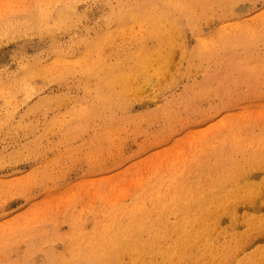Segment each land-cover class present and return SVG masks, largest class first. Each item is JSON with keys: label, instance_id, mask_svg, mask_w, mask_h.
Wrapping results in <instances>:
<instances>
[{"label": "rangeland", "instance_id": "374dc122", "mask_svg": "<svg viewBox=\"0 0 264 264\" xmlns=\"http://www.w3.org/2000/svg\"><path fill=\"white\" fill-rule=\"evenodd\" d=\"M31 1L0 0V16L10 14L9 18H12L11 22L2 20L0 24L3 25L0 26V264H72L73 260V264H111L110 260L102 259L99 255L102 245H99L100 240L97 239L100 234L105 239L113 240L114 248L121 251L119 260L128 264L133 255L132 249L127 246V240L144 242L147 238V225H144L142 218L146 214L155 217L161 210L160 199H163V203L169 200L171 193L165 191V188L170 181H177L176 174L183 171L189 176L191 173L188 168H193L195 161L202 168L212 165L210 156L213 153L210 150L216 142L205 137L206 130L208 134L216 130L220 121L224 118L228 120V117L238 118L240 126L249 121L264 124V60L259 61L257 67L255 61L251 60V67L254 69L251 73H237L229 71L241 66L240 61L223 62L216 56L229 45L235 46L231 50H238L241 54L239 50L250 48V57L257 53L264 56V0H51L47 5L44 0ZM125 6L127 7L124 8ZM31 7L32 10H52L55 17L47 22L31 19L21 20L16 24L13 21L15 17L9 12H16L18 16L32 12ZM149 17L153 18L152 21ZM249 27L251 30L247 29ZM246 29L251 32L245 33ZM135 35L138 37L134 38ZM185 41L183 50L181 45L184 46ZM204 41L213 46L211 57L203 60L191 56L194 49L203 47L200 43L204 44ZM160 55H168L171 59L161 62ZM45 59L51 60L46 64ZM142 60L146 63L140 67ZM154 62L156 66H153ZM158 65L159 70L156 68ZM161 68H164L162 72ZM215 73L219 74V79L207 82V75ZM126 81L128 86L125 89ZM146 84H149V88ZM195 96L199 99L195 100ZM83 102H87L89 107ZM249 107L252 108L249 110ZM215 108L220 111L208 119L205 114H213ZM238 109L240 114L244 113L243 119V115L238 112L235 114ZM252 110L254 113L260 112V116ZM80 120L86 123L82 124ZM216 123L218 124L214 126ZM212 126L214 127L211 129ZM260 126L261 124L248 131L250 135H247L250 138L248 146L255 149L252 151L256 157L260 156L257 152L264 153V125L259 128ZM201 133L205 134L200 135ZM164 135L168 137L161 142ZM192 136L193 140L197 137L193 143L189 139ZM197 142L199 149L195 146ZM200 149L204 151H199ZM195 151V154L199 153L196 156ZM234 151L230 152L232 159ZM181 154L183 160L180 158ZM235 154L239 158V153ZM171 155L175 158L179 156L177 159L181 162H177L174 157L171 162ZM181 164L186 166L182 167ZM173 168L178 173L175 174ZM166 171H172L175 176ZM254 174L259 178L264 175V168ZM158 175L160 179L157 184ZM202 179L205 181V178ZM160 188H163L161 194L158 192ZM182 189L179 188V191ZM162 196H166L165 199ZM157 208L159 209L156 210ZM239 209V213L248 210L247 205L239 206ZM262 211L264 212V206ZM164 217L168 222L175 220V214L171 210ZM243 227L239 221L236 232ZM220 240L222 235L216 232L213 245L216 247ZM202 246L199 244L198 248L201 249ZM188 262L191 263V260L183 257L177 258L174 264ZM228 263L234 264L233 261L225 264Z\"/></svg>", "mask_w": 264, "mask_h": 264}, {"label": "bare ground", "instance_id": "6f19581e", "mask_svg": "<svg viewBox=\"0 0 264 264\" xmlns=\"http://www.w3.org/2000/svg\"><path fill=\"white\" fill-rule=\"evenodd\" d=\"M33 1V0H32ZM31 1V2H32ZM38 1V0H37ZM45 4L47 5L48 3H51V0H44ZM100 1V0H99ZM107 1V0H106ZM105 1V2H106ZM133 1V0H132ZM131 1V2H132ZM171 1V0H170ZM177 1V0H176ZM175 1V3H176ZM239 1V0H236ZM39 2V1H38ZM58 1H56L57 3ZM73 2V1H72ZM159 2V1H156ZM155 2V3H156ZM168 2V1H167ZM241 2V1H239ZM36 3V2H35ZM43 3V2H42ZM53 3V2H52ZM129 3V2H128ZM147 3V2H146ZM145 3V4H146ZM154 3V4H155ZM179 3V2H178ZM41 4V3H40ZM44 4V5H45ZM112 4V3H111ZM135 4V3H134ZM186 4V3H185ZM201 4V2H200ZM213 4V3H212ZM235 4V3H234ZM24 5V4H23ZM31 5V3H30ZM50 5V4H49ZM57 5V4H56ZM74 4H72L73 6ZM94 5V3H93ZM114 5V4H112ZM121 5V4H120ZM132 5V3H131ZM148 5V4H147ZM166 5V4H165ZM164 5V6H165ZM174 5V3H173ZM178 5V4H177ZM190 5V4H189ZM231 5V4H229ZM32 6V5H31ZM53 6V5H50ZM63 6V5H62ZM66 6V5H64ZM70 6V5H69ZM68 6V8H69ZM130 6V5H129ZM154 6V5H153ZM29 7V6H28ZM56 7V6H55ZM95 7V6H94ZM127 6H125L124 8H126ZM131 7V6H130ZM148 7V6H147ZM235 7V6H234ZM64 8V7H63ZM67 8V9H68ZM146 8V7H145ZM179 8V7H178ZM237 8V6H236ZM60 9V8H59ZM65 9V8H64ZM151 9V8H150ZM235 9V8H234ZM233 9V10H234ZM32 10V7L31 9ZM43 10V11H42ZM39 10V9H33L32 12H25L22 13L21 15L18 14V16H16V12L13 13L12 11L9 13H12V16L15 17L13 21L16 22V24H18L21 20H31L33 19L34 21H38V22H47L50 21V19H53L55 17V15L53 14L54 11H50V10ZM74 10V9H72ZM71 10V11H72ZM129 10V9H128ZM134 10V9H133ZM132 10V11H133ZM142 10V9H140ZM160 10V9H159ZM164 10V9H162ZM229 10V9H228ZM65 11V10H64ZM138 11V10H137ZM144 11V10H143ZM175 11V10H174ZM66 12V11H65ZM74 11H72L73 13ZM116 12V11H115ZM135 13V10L133 11ZM146 12V11H145ZM143 12V13H145ZM225 12V10H224ZM238 12V11H236ZM8 13V14H9ZM56 13V12H55ZM78 13V12H77ZM123 13V12H122ZM158 13V12H157ZM200 13V12H199ZM235 13V12H234ZM64 14V13H63ZM128 14V12H127ZM126 14V15H127ZM136 14V13H135ZM150 14V13H147ZM160 14V13H159ZM164 14V13H163ZM167 14V13H166ZM176 14V13H175ZM180 14V13H179ZM206 14V13H205ZM219 14V13H218ZM236 14V13H235ZM10 15V14H9ZM9 15H4L3 17L0 16V24L2 22V20L11 22L12 18H9ZM73 14H71L72 16ZM78 15V14H77ZM111 15V14H110ZM125 15V14H124ZM129 15V14H128ZM131 15V14H130ZM153 15V14H152ZM158 15V14H157ZM156 15V16H157ZM162 15V14H160ZM178 15V12H177ZM212 15V14H211ZM214 15V14H213ZM220 15V14H219ZM237 15V14H236ZM146 16V15H145ZM151 16V15H149ZM164 16V15H163ZM169 16V15H168ZM181 16V15H178ZM183 16V15H182ZM66 17V16H65ZM63 17V18H65ZM75 17V16H73ZM79 17V16H78ZM84 17V16H83ZM86 17V15H85ZM85 17L83 19H85ZM115 17V14H114ZM120 17V16H119ZM123 17V16H122ZM121 17V18H122ZM140 17V16H139ZM212 17V16H211ZM117 17H115V20ZM124 18V17H123ZM136 18H137V14H136ZM150 18V17H149ZM158 18V17H157ZM167 18V16L165 17V19ZM174 18H178V17H174ZM173 18V19H174ZM190 18V17H189ZM66 19V18H65ZM77 19V18H76ZM75 19V21H76ZM82 19V18H81ZM81 19H79L81 21ZM113 19V18H112ZM130 19V18H129ZM141 19V18H138ZM144 19V18H143ZM153 18H150V20ZM70 20V19H69ZM74 20V19H73ZM119 20V18H118ZM176 20V19H175ZM174 20V21H175ZM207 20V19H206ZM128 21V20H127ZM140 21V20H139ZM145 21V20H144ZM148 21V20H147ZM146 21V22H147ZM152 21V20H151ZM209 21V20H208ZM7 22V23H8ZM31 22V21H30ZM68 22V19H67ZM77 22V21H76ZM118 22V21H117ZM116 22V23H117ZM142 22V21H141ZM160 22V20H159ZM165 22V21H164ZM168 22V20H167ZM172 22V21H171ZM179 22V20H178ZM202 22V21H201ZM27 23V22H26ZM69 23V22H68ZM72 23V22H71ZM74 23V22H73ZM111 23V22H110ZM145 23V22H144ZM143 23V24H144ZM149 23V21L147 22ZM162 24V22H160ZM176 23V22H175ZM181 23V22H180ZM186 23V22H185ZM198 23V22H197ZM196 23V24H197ZM24 24V23H23ZM39 24V23H38ZM37 24V25H38ZM70 24V23H69ZM106 24V23H105ZM115 24V23H113ZM120 24V23H119ZM165 24V23H164ZM179 24V23H178ZM177 24V25H178ZM10 25V24H9ZM12 25V24H11ZM43 25V24H42ZM64 25V24H63ZM67 25V24H66ZM163 25V24H162ZM166 25V24H165ZM163 25V26H165ZM172 25V23H171ZM185 25V24H184ZM189 25V23L187 24ZM1 26V25H0ZM74 26V24H73ZM147 26V24H146ZM168 26V25H167ZM173 26V25H172ZM182 26V25H181ZM193 26V25H192ZM200 26V25H199ZM197 26V27H199ZM221 26V24H220ZM227 26V25H226ZM3 27V25L1 26ZM11 27V26H10ZM32 27V26H31ZM62 27V26H60ZM154 27V26H153ZM166 27V26H165ZM171 27V26H170ZM190 27V26H189ZM237 27V26H236ZM252 27V26H251ZM71 28V27H70ZM96 28V27H95ZM105 28V27H104ZM169 28V27H168ZM172 28V27H171ZM182 28V27H181ZM191 28V27H190ZM195 28V27H193ZM200 28V27H199ZM221 28V27H220ZM227 28V27H226ZM233 28V27H232ZM229 28V29H232ZM18 29V27H17ZM76 29V28H75ZM93 29V28H92ZM143 29V28H142ZM166 29V28H165ZM183 29V28H182ZM186 29V28H185ZM197 29V28H196ZM202 29V28H201ZM199 29V30H201ZM237 29V28H236ZM247 29H250L247 28ZM246 29L245 33L251 32L248 31ZM5 30V28H4ZM1 29V31H4ZM42 30V29H41ZM49 30V28H48ZM100 30V29H99ZM145 30V29H144ZM147 30V29H146ZM152 30V29H150ZM154 30V29H153ZM174 30V28H173ZM172 30V31H173ZM177 30V28H176ZM175 30V32H176ZM180 30V29H179ZM203 30V29H202ZM251 30V29H250ZM253 30V29H252ZM10 31V30H9ZM13 31V30H12ZM27 31V29H26ZM28 31H30V29L28 28ZM32 31V30H31ZM34 31V30H33ZM46 31V30H45ZM65 31V30H64ZM132 31V30H131ZM143 31V30H142ZM141 31V33H142ZM156 31V30H155ZM159 31V30H158ZM161 31V30H160ZM168 31V29H167ZM182 31V30H180ZM198 31V30H196ZM220 31V30H217ZM5 32V31H4ZM15 32V31H13ZM12 32V33H13ZM25 33V31H23ZM66 32V31H65ZM68 32V31H67ZM89 32V31H88ZM140 32V31H139ZM185 32V31H184ZM195 32V31H192ZM230 32V31H229ZM70 33V32H69ZM92 33V32H91ZM96 33V32H95ZM130 33V31H129ZM144 33V32H143ZM146 33V32H145ZM158 33V32H157ZM174 33V32H173ZM180 33V32H178ZM183 33V32H181ZM214 33V32H213ZM224 33V32H222ZM231 33V32H230ZM1 34V33H0ZM4 34V33H3ZM16 37H17V31L15 33ZM46 34V33H45ZM61 34V33H60ZM88 34V33H87ZM98 34V33H97ZM134 34V33H132ZM137 34V33H136ZM153 34V33H152ZM159 34V33H158ZM161 34V32H160ZM216 34H220L219 32H216ZM14 35V34H13ZM57 35V34H56ZM91 35V34H90ZM103 35V34H102ZM140 35V33H139ZM146 35V34H144ZM164 35V33H163ZM172 35V34H171ZM194 35V34H193ZM247 35V34H246ZM5 36V34H4ZM11 36V34L9 35ZM8 36V37H9ZM21 36V35H20ZM39 36V35H38ZM46 36V35H45ZM50 36V35H49ZM85 36L86 33H85ZM97 36V35H96ZM133 36V35H131ZM149 36V35H148ZM162 36V35H160ZM165 36V35H164ZM185 36V35H184ZM198 36V35H197ZM207 36V35H206ZM213 36V35H212ZM41 37V36H40ZM47 37V36H46ZM79 37V36H78ZM84 37V36H83ZM130 37V36H129ZM138 37L137 35H135L134 38ZM141 37V36H140ZM145 37V36H144ZM167 37V36H166ZM165 37V38H166ZM181 37V35H180ZM217 37H220L219 35H217ZM1 38V37H0ZM11 38V37H10ZM74 38V37H73ZM82 38V36L80 37ZM85 38V37H84ZM92 38V37H91ZM133 38V37H132ZM158 38V37H157ZM160 38V37H159ZM170 38V37H169ZM8 39V38H7ZM46 39V38H45ZM76 39V38H75ZM93 39V38H92ZM99 39V38H97ZM138 39V38H137ZM171 39V38H170ZM175 39V38H172ZM74 40V39H73ZM101 40V39H99ZM104 40V39H102ZM135 40V39H133ZM202 40V39H201ZM24 41V40H23ZM49 41V40H48ZM78 41V40H77ZM172 41V40H170ZM181 41V39L179 40ZM184 41V40H183ZM200 41V39H199ZM26 42V41H25ZM54 42V41H52ZM60 42V41H59ZM58 42V43H59ZM81 42V41H80ZM92 42V41H91ZM103 42V41H102ZM164 42V41H162ZM186 42L185 41V45H181L183 47L186 46ZM205 42V41H204ZM78 43V42H77ZM93 43V42H92ZM90 43V44H92ZM101 43V42H99ZM106 43V42H105ZM112 41L109 43L111 44ZM173 43V42H172ZM179 43V42H178ZM191 43V42H190ZM68 44V43H67ZM95 44V41H94ZM107 44V43H106ZM114 44V43H113ZM165 44L166 41H165ZM180 44V43H179ZM81 45V44H80ZM93 45V44H92ZM100 45V44H99ZM103 45V44H102ZM199 45V44H198ZM203 47H199L196 50L194 49V51L190 54L191 56H193L194 58L197 59H208L211 56V53L213 52V46L211 43H204L201 44L200 46ZM65 46V45H64ZM67 46V45H66ZM89 46V45H88ZM91 46V45H90ZM163 46V45H162ZM176 46V45H175ZM241 46V45H239ZM239 46L237 48H239ZM78 47V45L76 46ZM102 47V46H101ZM100 47V48H101ZM112 47V46H111ZM143 47V46H142ZM151 47V46H150ZM167 47V46H166ZM178 47V46H176ZM33 48V47H31ZM99 48V49H100ZM146 48V46H145ZM165 48V47H164ZM174 48V47H173ZM232 48H235V46L233 45H229L224 51L217 53L216 56H219V60L220 61H229V60H238L240 61V65L239 67H234L231 68L229 72H245V73H251L254 69H252L251 67V60L255 61L256 63V67H257V63L259 61H263L264 60V56H261L263 54L261 53H257L254 57H250L251 54L249 52L250 48L248 49H242L239 50L241 53L237 52L238 50H231ZM96 49V48H95ZM109 48H107L108 50ZM113 49V48H112ZM180 49V48H179ZM63 50V49H61ZM77 50V49H76ZM147 50V49H146ZM178 50V48H177ZM182 49H180L181 51ZM182 50V51H183ZM57 51V50H56ZM60 51V50H59ZM58 51V53H59ZM70 51V50H69ZM95 51V50H94ZM101 51V50H100ZM165 51V50H164ZM179 51V50H178ZM186 51V50H185ZM188 51V49H187ZM74 52V51H73ZM147 52V51H146ZM177 52V51H176ZM47 53V52H46ZM50 53V52H49ZM48 53V54H49ZM84 53V52H83ZM87 54V52H85ZM84 53V54H85ZM98 53V52H97ZM114 53V52H113ZM149 53V51H148ZM146 53V54H148ZM155 53V52H153ZM57 55V53H55ZM95 54V53H94ZM101 54V53H100ZM103 54V53H102ZM179 54H182V52H180ZM46 55V54H45ZM52 55V54H51ZM62 55V53H61ZM60 55V58H62V56ZM150 55V54H149ZM148 55V56H149ZM173 55V54H172ZM55 56V55H53ZM59 56V55H57ZM75 56V55H74ZM94 56V55H93ZM99 56V54H98ZM113 56V55H112ZM177 56V55H176ZM183 56V55H182ZM42 57V56H41ZM56 57V56H55ZM54 57V58H55ZM66 56H64L65 58ZM71 57V56H70ZM90 57V56H89ZM156 57V56H155ZM161 57V62H165L166 60L171 59L170 56H165V55H160ZM181 57V56H180ZM184 57V56H183ZM38 58V57H37ZM50 58V57H49ZM52 58V57H51ZM59 58V59H60ZM176 58V57H175ZM30 59V58H29ZM33 59V58H32ZM40 59V58H38ZM43 59V58H42ZM67 59V58H66ZM69 59V58H68ZM71 59V58H70ZM100 59V58H99ZM173 61H175L174 57L172 58ZM179 59V58H178ZM183 59V58H182ZM185 59V58H184ZM36 60V59H35ZM34 60V61H35ZM46 60V64L47 61L50 62L49 60ZM89 60V59H88ZM98 60V59H97ZM145 60V59H144ZM151 59H149L150 61ZM87 61V59H86ZM170 61V60H169ZM182 61V60H180ZM179 61V62H180ZM27 62V61H26ZM61 62L62 61L61 59ZM96 62V61H95ZM144 62L146 63V61H141L139 66L141 67V65L144 64ZM172 62V61H171ZM37 63V62H36ZM43 63V62H42ZM98 63V61H97ZM103 63V61H102ZM169 63V62H168ZM96 64V63H94ZM27 65V63H26ZM42 65V64H41ZM172 65V64H171ZM177 65V64H176ZM189 66L191 64H188ZM24 66V65H23ZM77 66V65H76ZM86 65H84L85 67ZM91 66V65H90ZM138 66V65H137ZM153 66H156V63H153ZM162 66V65H161ZM188 66V67H189ZM216 66V65H215ZM35 67V65H34ZM44 67V66H43ZM60 67V66H59ZM83 67V66H82ZM100 67V65H99ZM133 66H131L132 68ZM159 65L156 67L157 70H159ZM171 67V66H170ZM174 67V66H172ZM171 67V68H172ZM187 67V68H188ZM54 68V67H53ZM185 68V66H184ZM186 68V70H187ZM209 68V67H208ZM47 69V68H46ZM56 69V68H55ZM83 69V68H82ZM85 69V68H84ZM83 69V70H84ZM88 69V67H87ZM104 69V68H103ZM182 69V68H181ZM191 69V68H190ZM21 70V68H20ZM25 70V69H24ZM38 70V69H35ZM40 70H43V68H41ZM58 70V68L56 69ZM102 70V68H101ZM164 70V68H161V72ZM170 70V69H169ZM184 70V69H183ZM207 70V69H206ZM22 71V70H21ZM27 71V70H26ZM54 71V70H52ZM79 71V70H78ZM132 71V70H131ZM138 71V69L136 70ZM205 71V70H204ZM41 72V71H40ZM47 72V71H46ZM74 72V71H73ZM82 72V71H81ZM179 72V71H178ZM181 72V71H180ZM191 72V70H190ZM26 73V72H25ZM23 73V74H25ZM38 73V72H37ZM43 73V72H42ZM72 73V72H71ZM187 73V72H186ZM223 73H226V69L223 70ZM22 74V75H23ZM133 74V73H132ZM180 74V73H179ZM188 74V73H187ZM26 75V74H25ZM33 75V74H32ZM80 75V74H79ZM218 73H215L214 75H207L208 79L206 80L207 82H213L216 79H219L220 76H218ZM68 76V75H67ZM102 76V75H101ZM124 76V75H123ZM167 76V75H166ZM26 77V76H25ZM24 77V78H25ZM106 77V76H105ZM153 77V76H152ZM85 78V77H84ZM83 78V79H84ZM108 78V77H107ZM231 78V77H230ZM250 78V77H249ZM32 79V77H31ZM72 79V78H71ZM74 79V78H73ZM104 79V78H103ZM152 79V78H151ZM161 79V78H160ZM163 79V78H162ZM251 79V78H250ZM22 80V79H21ZM26 80V79H25ZM81 80V79H80ZM88 80V79H87ZM155 80V79H154ZM189 80V79H188ZM202 80V79H201ZM252 80V79H251ZM93 81V80H92ZM97 81V79H96ZM162 81V80H161ZM180 81V80H179ZM239 81V80H238ZM232 82V81H231ZM91 83V82H90ZM239 83V82H238ZM237 83V84H238ZM77 84V83H76ZM97 84V83H96ZM232 84V83H231ZM236 84V82H235ZM78 85V84H77ZM82 85V84H79ZM101 85V84H100ZM99 85V86H100ZM106 85V84H105ZM108 85V84H107ZM147 85V84H146ZM149 85V84H148ZM147 85V87H148ZM175 85V84H174ZM173 85V86H174ZM187 85V84H186ZM230 85V84H229ZM233 85V84H232ZM239 85V84H238ZM244 85V84H242ZM73 86H76L73 84ZM88 86V84H87ZM102 86V85H101ZM128 86V82L126 81L124 83V88L126 89ZM236 86V85H235ZM104 87V86H103ZM112 87V86H111ZM172 87V86H171ZM170 87V88H171ZM185 87V86H184ZM231 87V86H230ZM86 88V87H85ZM98 88V87H97ZM144 88V87H143ZM142 88V89H143ZM149 88V87H148ZM169 88V89H170ZM233 88V87H232ZM82 89V88H81ZM91 89V88H90ZM90 89H88L90 91ZM156 89V88H155ZM214 89V88H213ZM212 89V90H213ZM219 89V88H218ZM224 89V88H223ZM85 90V89H84ZM83 90V91H84ZM92 90V89H91ZM187 90V89H186ZM225 90V89H224ZM237 90V89H236ZM86 91V90H85ZM126 91V90H125ZM137 89L135 91V93H137ZM220 93L222 92L221 90H219ZM235 91V89H234ZM164 92V91H163ZM162 92V93H163ZM201 92V91H200ZM217 92V91H216ZM231 92V91H230ZM66 93V92H65ZM70 93V92H68ZM99 93V92H97ZM108 93V92H107ZM176 93V92H175ZM202 93V92H201ZM212 93V92H211ZM234 93V92H233ZM244 93V92H243ZM241 93V94H243ZM96 94V93H94ZM105 94V93H104ZM109 94V93H108ZM112 94V93H111ZM149 94V93H148ZM172 94V93H171ZM180 94V93H179ZM178 94V95H179ZM188 96V92L186 93ZM191 94V93H190ZM200 94V93H199ZM209 93H207L208 95ZM231 94V93H230ZM235 94V93H234ZM238 94V92H237ZM69 95V94H68ZM78 95V94H77ZM86 95V94H85ZM174 95V94H173ZM221 95V94H220ZM240 95V94H239ZM246 95V94H245ZM243 95V96H245ZM66 96V95H65ZM100 96V95H99ZM98 96V98H99ZM101 96H102V92H101ZM171 96V95H170ZM175 96V95H174ZM180 96V95H179ZM184 96V95H183ZM199 96V95H198ZM236 96V94H235ZM51 97V96H50ZM53 97V96H52ZM69 97V96H68ZM104 97V96H103ZM111 97V96H110ZM113 97V96H112ZM177 97V96H176ZM182 97V96H181ZM201 97V96H200ZM205 97V96H204ZM233 97V95H232ZM232 97H229L232 99ZM85 98V97H84ZM94 98V97H93ZM106 98V97H105ZM195 100L198 97H193ZM220 98V97H219ZM222 98V97H221ZM91 99V97H90ZM118 99V98H117ZM166 99V97H165ZM169 99V97H168ZM184 99V98H183ZM187 99V98H186ZM199 99V98H198ZM197 99V100H198ZM82 100V99H81ZM97 100V99H96ZM101 100V98H100ZM99 100V101H100ZM114 100V99H113ZM191 99H189L190 101ZM245 100V99H243ZM78 101V100H77ZM84 101V100H83ZM90 101V100H88ZM94 101V100H93ZM178 101V100H176ZM174 101V102H176ZM194 101V100H193ZM220 101V100H219ZM232 101V100H231ZM96 102V101H95ZM103 102V101H101ZM105 102V101H104ZM113 102V101H112ZM110 102V104L112 103ZM164 102V101H163ZM179 102V101H178ZM74 103V102H73ZM80 103V102H79ZM84 103V102H83ZM87 103V102H86ZM84 103V104H86ZM97 103V102H96ZM94 103V104H96ZM168 103V102H167ZM172 103V102H171ZM180 103V102H179ZM188 103V102H187ZM191 102H189L190 104ZM227 103V102H226ZM235 103V101H234ZM88 104V103H87ZM86 104V105H87ZM165 104V103H164ZM173 104V103H172ZM196 104V103H195ZM224 104V103H223ZM230 104V103H229ZM82 105V104H81ZM85 105V107H86ZM168 105V104H167ZM227 105V104H225ZM238 105V104H237ZM240 105V104H239ZM259 105V104H258ZM84 106V105H83ZM82 106V108H83ZM159 106V105H158ZM184 106V105H183ZM190 106V105H189ZM234 106V105H233ZM252 106V105H251ZM264 106V104H263ZM262 106V107H263ZM89 107V104H88ZM102 107V105H101ZM101 107H98L99 109ZM161 107V106H160ZM159 107V108H160ZM172 107V106H171ZM181 107V105H180ZM195 107V106H194ZM198 107V106H197ZM200 107V106H199ZM215 107V106H214ZM213 107V108H214ZM237 107V106H236ZM244 107V106H242ZM246 107V106H245ZM87 108V107H86ZM93 108V107H92ZM96 108V107H95ZM94 108V110H95ZM97 108V109H98ZM175 108V107H174ZM212 108V109H213ZM239 108V107H238ZM252 108V107H251ZM249 107V110L251 109ZM85 109V108H84ZM88 109V108H87ZM103 109V108H102ZM127 109V108H126ZM178 109V107H177ZM185 109V108H184ZM191 109V108H190ZM216 109V108H215ZM214 109V110H215ZM240 109V108H239ZM239 109L235 112V114L238 112L239 113ZM243 109V108H242ZM256 108H253V110ZM83 110V109H82ZM91 110V109H90ZM88 110V111H90ZM101 110V109H100ZM106 110V109H105ZM163 109H161L162 111ZM167 110V109H165ZM164 110V111H165ZM172 110V109H171ZM170 110V112H171ZM180 110V109H178ZM187 110V109H186ZM193 110V109H192ZM206 110V109H205ZM244 110V109H243ZM248 110V111H249ZM252 110V111H253ZM264 110V109H263ZM262 110V111H263ZM86 110H84L85 112ZM97 111V110H95ZM159 111V110H157ZM191 111V110H188ZM194 111V110H193ZM198 111V110H197ZM220 111V110H219ZM218 111V108L213 111V114H205V116H207L208 119H210L213 115H215ZM232 111V112H233ZM245 111V110H244ZM261 111V110H258ZM261 111V112H262ZM80 112V111H79ZM87 112V111H86ZM99 112V111H97ZM108 112V111H107ZM143 112V111H142ZM179 112V111H178ZM196 112V111H195ZM202 112V111H201ZM200 112V113H201ZM205 112V111H204ZM230 112V111H229ZM250 112V111H249ZM257 114L258 112L255 111ZM83 113V112H82ZM88 113V112H87ZM95 113V112H94ZM102 113L105 114V111ZM122 113V112H121ZM160 113V111H159ZM166 113V112H165ZM169 113V112H167ZM166 113V114H167ZM186 113V112H185ZM199 113V112H197ZM227 113V112H226ZM237 113V114H238ZM246 113V111H245ZM248 113V112H247ZM254 113V111H253ZM254 113V114H256ZM264 112H262L263 114ZM75 114V113H74ZM80 114V113H78ZM142 114V113H141ZM162 114H164L162 112ZM193 114V113H192ZM196 114V113H195ZM240 114V113H239ZM252 114V113H251ZM81 115V114H80ZM84 115V113H83ZM87 115V114H86ZM93 115V114H92ZM115 114H113L114 116ZM144 115V113H143ZM158 115V113H157ZM170 115V114H169ZM169 115H167L168 117H170ZM191 115V114H190ZM194 115V114H193ZM204 115V114H203ZM231 115V112H230ZM234 115V114H232ZM243 115L242 119L244 118V113L240 114ZM238 115V116H240ZM246 115V114H245ZM249 115V114H248ZM247 115V116H248ZM260 116V112L258 114ZM76 116V114H75ZM95 116V115H94ZM120 116V115H119ZM128 116V115H127ZM126 116V118H127ZM138 116V115H137ZM140 116V115H139ZM149 116V115H148ZM173 116H176L175 114ZM172 116V117H173ZM181 116V115H180ZM236 116V115H235ZM263 115H261L262 117ZM77 117V116H76ZM80 117V116H79ZM100 117H101V112H100ZM129 117V116H128ZM144 117V116H143ZM141 116V118H143ZM185 117V115L183 116ZM191 117V116H190ZM193 117V116H192ZM250 117V116H248ZM90 118V117H89ZM117 118V117H116ZM123 118V117H122ZM134 117H132L133 119ZM145 118V117H144ZM151 118V117H149ZM171 118V117H170ZM179 118V116H178ZM186 118V117H185ZM198 118V117H197ZM228 117V120H226V118H224L223 120L220 121V123H216L214 126H216L218 124V127L216 130H210L211 132L208 134L207 130H206V136L207 139H214L216 144L213 146V148H211L210 152L213 153L212 156H210L211 161H212V165L207 167H200L197 163H199L198 161H195V165L192 167L188 168V171L191 173L189 176L188 174L185 173V171L176 174L174 171V168L172 169V171L176 174V177L178 178L177 181H170V183L166 186L165 191H167L168 193H171V196L169 198V200L164 201L163 203V199L161 198L160 202H161V210L157 212L155 217H149L147 216V214L144 216V218H142V222H144V225L148 230V234H144V236L146 235L147 238L144 239V242L138 241V240H132V241H128L127 240V246H129L132 251L131 254L133 255V259L130 263L128 264H174V261L177 260V258L183 259L188 257L189 260H191V263L188 262V264H225L228 261H233L234 264H264V212L262 211V208L264 206V175L260 176L259 178L256 177V175L254 174V172L259 171L260 169L264 168V153H260V156H257L254 154V152L252 150H255L254 148H249L248 146V141L249 139L247 138V135H250V133L248 131L250 130H254L257 128V126L259 124L264 125L262 123H257V122H245L243 125H239V121L237 120L238 118H234L232 117V119ZM79 119V118H78ZM104 119V118H103ZM112 119V118H111ZM129 119V118H128ZM140 119V117H139ZM176 119V117H175ZM174 119V121H175ZM180 119V118H179ZM192 119V118H191ZM190 119V120H191ZM194 119V118H193ZM192 119V120H193ZM240 119V118H239ZM242 119H241V123H242ZM248 119V118H247ZM100 120V119H99ZM105 120V119H104ZM118 120V119H117ZM116 120V121H117ZM126 120V119H125ZM173 120V118H172ZM178 120V119H176ZM245 120V119H244ZM82 122V120H80ZM79 121V123H80ZM91 121V120H90ZM115 121V118H114ZM113 121V122H114ZM155 121V120H154ZM184 121V120H183ZM105 122V121H104ZM104 122L102 124H104ZM166 122V120H165ZM182 122V121H181ZM86 122H82V124H84ZM175 123V122H174ZM177 123V122H176ZM175 123V124H176ZM49 124V122L47 123ZM90 124V122H89ZM99 124V123H98ZM110 124V123H109ZM144 124V123H143ZM105 125V124H104ZM127 125V124H126ZM130 125V124H129ZM128 125V126H129ZM141 125V124H140ZM180 125V124H179ZM109 126V125H108ZM107 126V127H108ZM131 126V125H130ZM212 126L211 129L214 127ZM261 126L259 128H261ZM98 127V126H97ZM101 127V125H100ZM100 127L98 129H100ZM177 127V126H176ZM119 128V127H118ZM85 129V128H84ZM177 129V128H176ZM104 130V129H103ZM121 130V129H120ZM155 130V129H154ZM178 130V129H177ZM113 131V130H112ZM109 131L110 134H112ZM101 132V131H100ZM99 132V134H100ZM95 133L96 130H95ZM104 133V132H103ZM114 133V132H113ZM253 133V132H252ZM97 134V135H99ZM205 134V133H203ZM202 133L200 135H203ZM104 135V134H103ZM174 135V134H173ZM176 135V134H175ZM199 135V136H200ZM259 134H257L258 136ZM188 136V135H187ZM195 136V135H194ZM198 136V138H199ZM151 137V136H150ZM168 137V135H167ZM167 137H165V135L161 138V142L162 140H165ZM173 137V136H172ZM201 137V136H200ZM204 137V136H203ZM204 137V138H205ZM152 138V137H151ZM192 137H190L189 139H192ZM197 138V137H196ZM195 138V140H197ZM150 139V138H149ZM186 139V138H185ZM194 139V138H193ZM192 139L191 141H188V143H193V141L195 142V140ZM256 140V139H255ZM104 142V141H102ZM146 142V141H145ZM186 142V141H185ZM212 142V141H211ZM214 142V141H213ZM257 142V141H256ZM210 143V142H209ZM144 144V143H143ZM198 142L196 143L195 146H197ZM153 145V144H152ZM190 145V144H188ZM202 145H204L202 143ZM212 145V144H211ZM253 145V144H252ZM255 145V144H254ZM154 146V145H153ZM149 147V146H148ZM199 146H197L198 148ZM202 147V146H201ZM200 147V148H201ZM263 147V146H262ZM186 148V147H185ZM196 148V149H197ZM202 148H206V146L202 147ZM208 148V146H207ZM199 149V148H198ZM235 150V151H234ZM260 150V149H259ZM184 151V150H183ZM182 151V152H183ZM199 151H204L203 150H199ZM234 151L233 153V159L230 155V152ZM264 151V150H263ZM181 152V153H182ZM207 152V151H205ZM251 152V154H250ZM184 153V152H183ZM182 153V154H183ZM196 153V151L194 152V154ZM235 153H239V158H236V154ZM181 154L180 158L183 156ZM199 154V153H197ZM195 154V156L197 155ZM201 154V153H200ZM207 154V153H205ZM254 154V155H252ZM178 155H180V153H178ZM172 156V160H170L171 162H173V155ZM186 156H188V154H186ZM253 156V157H252ZM177 157V156H176ZM179 157V156H178ZM177 157V158H178ZM185 157V154H184ZM175 158V157H174ZM175 158V159H177ZM190 158V157H189ZM165 159V158H164ZM164 159H161L164 160ZM183 160V157L181 158ZM166 160V159H165ZM168 160H169V156H168ZM178 160V159H177ZM187 160V158L185 159ZM191 160V158H190ZM181 162V160L179 159L177 162ZM188 161V160H187ZM183 162V161H182ZM193 162V160H192ZM186 163V162H183ZM167 164V163H166ZM171 164V163H170ZM178 164V163H177ZM176 164V165H177ZM190 164V163H189ZM200 164V163H199ZM180 165V164H179ZM183 164H181L182 166ZM181 166H179V168H181ZM184 166V165H183ZM182 166V167H183ZM186 166V164H185ZM184 166V167H185ZM188 166V165H187ZM174 167V166H173ZM176 167V166H175ZM178 167V165H177ZM169 168V167H168ZM190 168H192V170H190ZM170 169V168H169ZM182 169V168H181ZM206 170V173L203 174V172ZM171 171V173H172ZM182 171V170H180ZM167 172V171H166ZM263 172V171H262ZM169 174H171L169 171L167 172ZM178 173V172H177ZM163 174V173H162ZM257 174V173H256ZM259 174V173H258ZM257 174V175H258ZM166 175V174H165ZM164 175V176H165ZM172 175H174L172 173ZM260 175V174H259ZM258 175V176H259ZM162 176V175H161ZM163 176V178L165 179V177ZM170 176V175H169ZM175 176V175H174ZM153 178V176H151ZM171 177V176H170ZM155 178V177H154ZM205 178V181L202 179ZM145 179V178H144ZM160 177L158 175V179L159 180ZM162 179V178H161ZM163 179V180H164ZM174 179V178H173ZM208 179V180H207ZM181 180V181H180ZM155 181V180H154ZM166 181V180H165ZM144 182V181H143ZM188 182V184L186 183ZM156 183V182H155ZM190 183H194V184H190ZM158 184V181H157ZM165 184V183H164ZM138 185V184H137ZM162 185V184H161ZM152 186V185H151ZM163 186V185H162ZM149 187V186H148ZM139 188V187H138ZM179 188H184L182 190L179 191ZM163 189V188H162ZM160 188L159 194H161L160 192H162V190ZM154 193V192H153ZM169 193V194H170ZM167 195V194H166ZM148 196V195H147ZM164 199L165 197L162 196ZM154 198V197H153ZM167 199V198H166ZM153 200V199H152ZM155 200V198H154ZM147 201V199H146ZM151 201V199H150ZM145 202V200H144ZM158 202V201H157ZM150 203V202H149ZM153 203V202H152ZM159 204V203H158ZM156 205V203H155ZM154 205V206H155ZM160 205V204H159ZM242 205H247V211L244 213H239L238 210L239 206ZM145 206V204H144ZM149 206V205H148ZM156 207V206H155ZM245 207V206H244ZM152 208V207H151ZM145 209V207H144ZM148 209V207L146 208ZM153 209V208H152ZM159 208H157L156 210H158ZM143 209H141L142 211ZM171 210V212H173L175 214V220L173 222H168L165 220L164 215L167 214V212ZM145 211V210H144ZM245 211V209H244ZM143 212V211H142ZM141 213V212H140ZM142 214V213H141ZM140 214V215H141ZM143 215V214H142ZM153 216V215H152ZM137 217V216H136ZM137 219V218H136ZM138 221V220H137ZM240 221V225H244V227L239 230V232H236V225L239 223ZM134 225V224H133ZM144 225L142 227H144ZM39 232V231H38ZM37 232V233H38ZM216 232L220 233L222 235V240H220V242L216 245V247L213 245V239L216 236ZM47 234V233H45ZM145 236V237H146ZM85 239V238H84ZM100 240L98 243L101 246L100 248V256L102 257V259H106V260H110L111 264H125L122 263L119 260V256L121 254V251H118L114 248V243L113 240L110 241V238L105 239L102 234H100V238L97 239ZM90 243V242H89ZM202 244V248L199 249L198 245ZM94 245V244H93ZM92 245V246H93ZM87 247V246H86ZM36 248V247H35ZM47 248V247H46ZM89 248V247H88ZM99 248V247H98ZM97 248V250H98ZM32 249V248H31ZM51 249V248H50ZM248 249V250H246ZM33 250V249H32ZM46 250V249H45ZM81 250V249H80ZM89 250V249H88ZM91 250V247H90ZM246 250V251H245ZM34 251V250H33ZM31 251V252H33ZM84 251V250H83ZM36 252V251H35ZM34 252V253H35ZM45 252V251H44ZM33 253V255H34ZM46 253V252H45ZM48 253V252H47ZM80 253V252H79ZM86 253V252H85ZM89 253V252H88ZM91 253V252H90ZM89 253V255H91ZM54 254V253H53ZM32 255V256H33ZM47 255V254H46ZM36 256V255H34ZM40 256V255H39ZM54 256V255H53ZM81 257V254L80 256ZM78 257V258H79ZM89 257V256H88ZM91 257V256H90ZM51 258V257H50ZM53 258V257H52ZM51 258V259H52ZM98 258V257H97ZM34 259V257H33ZM54 259V258H53ZM76 259V257H75ZM84 259V258H83ZM101 259V260H102ZM43 260V259H42ZM96 260V259H95ZM50 261V260H49ZM90 261V260H89ZM74 263V260L72 261ZM76 262V261H75ZM88 262V261H87ZM86 262V263H87ZM93 262V261H90ZM89 262V263H90ZM54 263V262H53ZM72 263V264H73ZM95 263V262H94ZM46 264V263H45ZM71 264V263H70ZM76 264V263H75ZM88 264V263H87ZM127 264V263H126ZM229 264V263H228Z\"/></svg>", "mask_w": 264, "mask_h": 264}]
</instances>
